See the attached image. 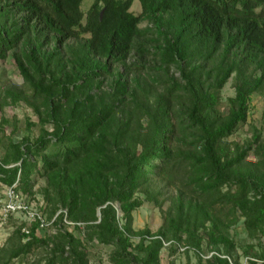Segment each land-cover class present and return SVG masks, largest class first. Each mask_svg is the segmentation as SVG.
<instances>
[{"label":"trees","instance_id":"trees-1","mask_svg":"<svg viewBox=\"0 0 264 264\" xmlns=\"http://www.w3.org/2000/svg\"><path fill=\"white\" fill-rule=\"evenodd\" d=\"M82 1L0 0V60L10 56L22 78L0 92V113L23 101L40 128L33 140L9 138L0 185L30 196L44 179L48 217L63 208L74 223L67 229L58 213L50 238L38 237L35 223L21 232L22 223L0 248V264L36 247L45 255L31 264H89L94 240L112 246V264H160L162 241L173 251L184 237L185 252L199 253L202 234L231 254L237 213L258 240L264 113L250 139H227L246 124L253 94L264 95V0H138V14L134 0H93L85 12ZM154 179L174 196L158 230H135L137 192L149 198ZM259 246L243 253L264 264ZM202 264L230 263L213 255Z\"/></svg>","mask_w":264,"mask_h":264},{"label":"rangeland","instance_id":"rangeland-1","mask_svg":"<svg viewBox=\"0 0 264 264\" xmlns=\"http://www.w3.org/2000/svg\"><path fill=\"white\" fill-rule=\"evenodd\" d=\"M92 1L93 0H83L80 6L81 10L85 12L92 3ZM130 11L135 14H138L140 12V4L138 0H134L132 6L130 7ZM146 25L147 23L143 22L139 26L143 28ZM175 75H177V73H175ZM233 81V76H231V78L228 79L227 83L220 91L221 100L219 104V109L222 111L226 109L227 99L232 97L234 94ZM21 83L22 78L19 75L12 58L8 56L4 60H0V92H2V89L6 87H19L21 86ZM263 113L264 95L253 94L250 102V111L246 124L238 127L236 132L227 139L228 142L241 143L245 139H250L252 135L251 125L255 126L257 129L263 127ZM3 118L5 120L4 122L2 121ZM28 122L33 123V125L29 129L27 128ZM36 122V115L33 113L31 107H29L25 102H9L8 104H6L3 107L2 112L0 113V130L2 134V139L0 143V157L3 156L6 150L9 138H12L17 141L21 139L24 135H28L30 139H35L40 133L39 125ZM47 127L48 129H50V126ZM262 136L264 137V131L262 133ZM248 158L254 159L255 157L254 155L250 154ZM44 185V179L38 178L32 188L33 194L30 196H26V199L30 202L39 201L42 199L44 201L43 194L41 192V189ZM148 189L150 191L149 198L146 197L144 191L141 190L137 192V196L142 200V204L132 213V227L135 230L149 228L151 231L155 232L163 224L165 214L171 204V199L174 196V189L171 187H166L163 182H158V180L155 179L150 182ZM157 189H160L159 196H156L155 194L156 191H159ZM3 191L4 187L0 185V199L3 195ZM152 196H154V198L150 199V197ZM44 205V213L46 214L47 220L49 221L53 218V216L52 218L48 217L50 215L49 212L52 206L46 205L45 201ZM114 206L116 208L118 216H120L121 213L119 211L118 205L114 204ZM59 210L62 211L65 209L59 208L56 213H58ZM236 216V221L231 224L228 229L229 238L232 239L235 248L232 253L226 254L222 245L217 246V248H215L214 245L210 244L207 236L202 234L201 244L198 249L201 254L208 255L210 252L214 251L220 256L224 255L229 257L233 264L235 263V261L238 262V264H244V259L246 256H244L243 251L244 249H246V246L252 244L254 245L255 250L261 251V249H259V244L263 246L264 235L261 236L258 240L250 239L243 226V217H241L238 213ZM22 217L23 216L15 215L9 218L6 223L0 224V248L6 246V243L8 246L12 245V240L8 243V239H10L15 229L22 225V223H25ZM119 221L121 224V219H119ZM54 222L52 225H49L47 229L38 231L36 230L37 236L40 238H50V236L52 237L57 229L54 225ZM79 225V231L80 234H82L81 231H83V225L81 223H79ZM72 228V226L67 227V229L70 230ZM14 241L15 239H13V242ZM174 241L177 242V244L179 243L180 246L186 245L184 243V237H182L181 241ZM111 251L112 246L99 244L95 240L92 241L87 246V257L89 260V264H112L109 261V254L111 253ZM200 253H196L192 249H189L186 252L180 251L178 250V248L171 251L169 247H164L162 248L160 253V264H202L207 259L202 258L199 255ZM44 255L45 250L42 247H36L32 249V251H30L27 255L14 258L11 264H31L36 260L42 259ZM261 262L262 261L259 260L257 264ZM248 264H250V262Z\"/></svg>","mask_w":264,"mask_h":264},{"label":"built area","instance_id":"built-area-1","mask_svg":"<svg viewBox=\"0 0 264 264\" xmlns=\"http://www.w3.org/2000/svg\"><path fill=\"white\" fill-rule=\"evenodd\" d=\"M16 183H14L10 187H4L3 195L0 199V224L6 223L9 218L15 215H20L23 216L22 218L24 219V222L26 223L25 226H22L20 228V231L28 234L30 231V226L32 223H35L36 230H44L47 229L49 225H52L53 222L55 221V217L59 212H62L64 214V218L62 220L63 224L66 226L73 225L74 223L68 221L65 217L66 211L65 210H59L56 215L53 216L51 220H47V216L44 213V201L39 200V201H33L30 202L29 200L26 199V196L21 193L20 191H17L15 189ZM163 242V248L168 247L171 244V241H162ZM178 250L180 251H185L188 247L187 246H180L177 244ZM200 253V252H199ZM202 258L208 259L213 255L220 256L216 252L212 251L208 255H203L199 254ZM222 258H226L230 264H233L229 257L227 256H220ZM257 261L254 258L251 257H245L244 259V264H248L249 261Z\"/></svg>","mask_w":264,"mask_h":264}]
</instances>
